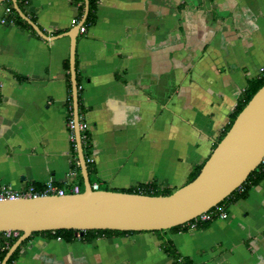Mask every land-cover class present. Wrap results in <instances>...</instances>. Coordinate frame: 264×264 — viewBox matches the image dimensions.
<instances>
[{
	"label": "crops",
	"instance_id": "crops-1",
	"mask_svg": "<svg viewBox=\"0 0 264 264\" xmlns=\"http://www.w3.org/2000/svg\"><path fill=\"white\" fill-rule=\"evenodd\" d=\"M0 1V183L12 188L84 182L70 138L72 55L88 177L115 191L187 184L264 71V0H99L93 23L89 0ZM10 3L23 20L4 24ZM226 208L195 230L91 242L38 233L14 264H172L167 240L186 264H264V179Z\"/></svg>",
	"mask_w": 264,
	"mask_h": 264
},
{
	"label": "water",
	"instance_id": "water-1",
	"mask_svg": "<svg viewBox=\"0 0 264 264\" xmlns=\"http://www.w3.org/2000/svg\"><path fill=\"white\" fill-rule=\"evenodd\" d=\"M15 8L21 12L18 5ZM71 66L77 151L85 190L64 196L0 200V232L22 233L2 264H7L14 251L34 232L75 229L83 235L87 230L155 231L183 225L220 204L259 168L264 155V86L237 116L199 175L172 194L155 196L93 189L78 128L79 94L74 55Z\"/></svg>",
	"mask_w": 264,
	"mask_h": 264
},
{
	"label": "trees",
	"instance_id": "trees-1",
	"mask_svg": "<svg viewBox=\"0 0 264 264\" xmlns=\"http://www.w3.org/2000/svg\"><path fill=\"white\" fill-rule=\"evenodd\" d=\"M98 1L99 0H89V13H88V16H87V22H89V23H93V21L95 20L96 10H97V6H98ZM23 2H24L23 0H18V4H19L20 8L23 7ZM10 7H12V9H13V13L12 14H14L19 19V21L20 20H23L18 15V12L16 11V9L12 5V3H10ZM66 66H67V68H69V64H66ZM69 81H70V79H69ZM80 86H81V84L78 82L79 94H80L81 89H82V88H79ZM263 86H264V72L257 79L251 80L249 82L248 86L245 88V90L243 92V95H242V97H241L238 105L236 106V108H235V110H234V112H233V114L231 116L230 123L224 129L221 137L219 138V140L217 141V143L214 145V149L217 147L218 143L223 139V137L230 130V128L232 127V125H233L234 121L236 120L237 116L240 114V112L249 103V101L252 99V97L255 95V93L261 87H263ZM79 101H80V95H79ZM79 106L81 107L80 102H79ZM80 112H81V108H80ZM90 147H91V145L90 146L84 145L85 157H87V154L89 152V148ZM73 149H74V151L76 153H78L75 145H73ZM202 167H203V165L197 167L193 171V173H192V175H191L188 183L191 182L192 180H194L199 175ZM263 179H264V169L260 166L257 170L251 172L250 175L248 176V178L246 179V181L242 184L241 188H243V191H240V189L235 190L224 201H222L220 203V205H224L225 207H227V204L229 203V201H237L240 198L245 197L246 194H247L248 189L252 185L258 184ZM80 188H81V192H83L85 190V185H84L83 180L81 182ZM103 190H110V189L109 188H104ZM121 192L140 193V194L160 196V195H170L174 191L173 190H169V189H166V190L165 189L164 190L161 189V190H153V191L130 189V190L121 191ZM204 224L201 225L199 228L203 227ZM184 226L185 225H178V226L172 227L171 229L172 230H179V231H181V230H185L187 228V227L185 228ZM156 231H165V230H156ZM136 232H138V231H120V230H110V229L87 230L81 236V240H84V241H87V242H91V241H94L97 238H99L101 235L123 234V233H136ZM38 233L49 234L50 236H55L56 238L65 239L67 242H73V241H75V240L78 239V234H80L81 231H78V230H75V229H61V230H54V231L53 230H49V231H42V232H34L32 235H35V234H38ZM21 234L22 233L20 232V234L18 236L7 237L5 232H0V247L2 249L1 252H0V264H2V261L5 258L6 254L8 253L9 249L13 246V244L17 241V239L20 237ZM29 238H27L26 240H24L20 244V246L14 251V253L9 258L7 264H14V262L17 260V257L19 255L21 246ZM164 250L169 255L174 256V262L172 264H186V261L185 260L183 261L181 259V257H179V256L177 257L176 250L174 249L173 243L171 241H169V240L165 241V243H164Z\"/></svg>",
	"mask_w": 264,
	"mask_h": 264
},
{
	"label": "built area",
	"instance_id": "built-area-1",
	"mask_svg": "<svg viewBox=\"0 0 264 264\" xmlns=\"http://www.w3.org/2000/svg\"><path fill=\"white\" fill-rule=\"evenodd\" d=\"M12 13H13L12 7H10V6L6 7L5 8V16L2 19V23H4V24L7 23L8 18L6 15H9ZM71 24L72 25H79V20L78 19H72ZM79 31L85 32L86 31V25H81L79 28ZM79 88H82V86H80ZM69 126L72 130L70 138H71L73 144L75 145V147L77 149V137H76V133H75V121H74V107H72V105H70ZM78 128H79L80 139H81V143H82L83 151H84V145H87V146L91 145V137H90V133H89V125H88L87 121L85 120L84 115L81 114L80 112H79ZM85 159H86L87 164L95 162V158L92 155L85 157ZM260 166L264 169V155L262 157ZM241 186H239L237 189H240V191H243V188H241ZM92 187H93V189L98 190L99 184L94 183L92 185ZM69 193H71V194L81 193L80 186L77 184L72 186ZM66 194H67L66 189L57 187L52 183L46 184L43 189H38L33 184L29 185L25 188H22V189H16V188L10 187L7 184L0 183V200L16 199L19 197H37V196H41V195L64 196ZM226 218H228V211H226L224 205L218 204L215 207L208 210L207 212H204V213L194 217L193 219H191L190 221L186 222L183 225H185V227H187L189 230H195V229H199V227L201 225H203L204 223H207V222H210V221H213L216 219H226ZM5 233H6L7 237L18 236L20 234V232H18V231H6ZM81 236H82L81 233L78 234V239H81ZM59 239H61V238H59Z\"/></svg>",
	"mask_w": 264,
	"mask_h": 264
},
{
	"label": "rangeland",
	"instance_id": "rangeland-1",
	"mask_svg": "<svg viewBox=\"0 0 264 264\" xmlns=\"http://www.w3.org/2000/svg\"><path fill=\"white\" fill-rule=\"evenodd\" d=\"M92 180H94V178H93ZM101 188L104 189V188H109V187H108V185H102ZM68 193H69V190H67V194H68ZM225 209H226V211H228L226 207H225Z\"/></svg>",
	"mask_w": 264,
	"mask_h": 264
}]
</instances>
